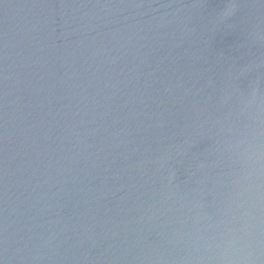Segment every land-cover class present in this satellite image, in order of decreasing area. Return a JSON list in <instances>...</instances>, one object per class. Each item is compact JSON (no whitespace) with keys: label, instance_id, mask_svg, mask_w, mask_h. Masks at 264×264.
Wrapping results in <instances>:
<instances>
[{"label":"water","instance_id":"1","mask_svg":"<svg viewBox=\"0 0 264 264\" xmlns=\"http://www.w3.org/2000/svg\"><path fill=\"white\" fill-rule=\"evenodd\" d=\"M0 264H264V0H0Z\"/></svg>","mask_w":264,"mask_h":264}]
</instances>
